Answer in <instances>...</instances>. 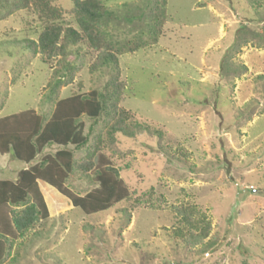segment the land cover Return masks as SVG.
Returning <instances> with one entry per match:
<instances>
[{
  "label": "rangeland",
  "instance_id": "obj_1",
  "mask_svg": "<svg viewBox=\"0 0 264 264\" xmlns=\"http://www.w3.org/2000/svg\"><path fill=\"white\" fill-rule=\"evenodd\" d=\"M103 2L116 15L104 28L108 41L124 51L121 106L152 128L135 130L133 139L118 135L105 152L142 203L122 201L86 215L41 183L49 218L5 264H264V0H166L158 40L137 51L132 43L151 39L153 0ZM54 5L64 25L74 22L72 0ZM3 13L0 118L28 109L49 117L52 68L26 48L43 25L30 10L5 19ZM68 61L79 71L59 98L102 90L113 73L91 71L95 56L85 46H72ZM83 120L87 132L93 121ZM58 148L48 145L34 163ZM85 150L75 151L76 161ZM25 167L0 155V179L14 180ZM92 177L69 179L67 186L84 196L97 186ZM183 206L210 224L209 239L218 242L213 252L176 235L184 226L175 209Z\"/></svg>",
  "mask_w": 264,
  "mask_h": 264
},
{
  "label": "trees",
  "instance_id": "obj_2",
  "mask_svg": "<svg viewBox=\"0 0 264 264\" xmlns=\"http://www.w3.org/2000/svg\"><path fill=\"white\" fill-rule=\"evenodd\" d=\"M54 1L0 0V12L4 11L2 19L30 10L42 23V32L36 40H26V48L52 68L45 101L53 105L49 117L28 109L0 118V155L11 154L29 165L19 171L14 180L0 179V264L12 258L16 247L24 245L37 226L49 218L40 182L57 190L86 215L107 211L122 201L128 200L133 206L142 203L140 196L122 179L120 167L105 152L114 147L118 135L133 139L135 130L150 132L152 129L150 125L134 120L133 114L121 106L127 86L119 67L124 51L114 49L104 29L116 15L103 0H72L74 22L64 25L63 13ZM165 6L166 0H153L148 13L151 39H138L130 45L131 51L158 40L166 21ZM72 46H85L95 56L91 71L107 68L113 73L102 90H92L88 94L78 91L59 98L61 89L72 85L79 71L68 61ZM84 117L93 121L87 132ZM100 124L103 132L95 133V127ZM48 145L59 148L53 155L47 154L34 163ZM80 149H86V155L76 161L75 151ZM91 175L97 186L84 196L68 188L69 179H91ZM175 211L184 226L176 231V235L189 247L200 246V252L204 254L213 252L218 242L209 239L210 224L201 215L196 217L194 208L183 206Z\"/></svg>",
  "mask_w": 264,
  "mask_h": 264
},
{
  "label": "crops",
  "instance_id": "obj_3",
  "mask_svg": "<svg viewBox=\"0 0 264 264\" xmlns=\"http://www.w3.org/2000/svg\"><path fill=\"white\" fill-rule=\"evenodd\" d=\"M24 169H27V167H25ZM15 179H16V178H15ZM41 183H42V182L39 183L40 188H42V187H41V186H42ZM43 184H45V183H43ZM41 190H42V189H41Z\"/></svg>",
  "mask_w": 264,
  "mask_h": 264
}]
</instances>
